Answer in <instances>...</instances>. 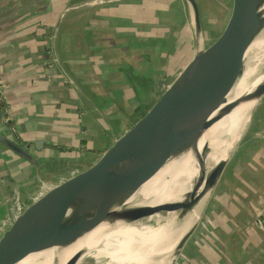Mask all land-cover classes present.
<instances>
[{"label": "crops", "instance_id": "obj_1", "mask_svg": "<svg viewBox=\"0 0 264 264\" xmlns=\"http://www.w3.org/2000/svg\"><path fill=\"white\" fill-rule=\"evenodd\" d=\"M194 49L185 0H0V135L30 144L39 162L0 142V236L15 197L25 209L82 171L81 153L129 129ZM263 134L264 97L174 264H264Z\"/></svg>", "mask_w": 264, "mask_h": 264}, {"label": "water", "instance_id": "obj_2", "mask_svg": "<svg viewBox=\"0 0 264 264\" xmlns=\"http://www.w3.org/2000/svg\"><path fill=\"white\" fill-rule=\"evenodd\" d=\"M185 1L191 8L194 30L195 49L191 59L170 84L164 85L163 93L144 115L119 135L96 161L49 187L23 211L15 214L0 236V264H21L25 260L37 264L45 260L47 264H87L91 260L105 259V255L97 256L95 249L90 251L84 245L69 255L65 252L97 232L96 240L99 241L96 246L101 248V237L109 231L128 226L138 228L160 210L164 201L145 200L142 195L113 213L96 218H85L68 207L81 191L97 181L116 161L127 160L137 165L141 177L134 184L133 191L144 190L160 170L175 160L172 171L173 175L176 174L195 148L196 135L191 128L193 116L200 107L211 103L226 90L241 70L248 47L262 34L256 16L263 0H225L217 19L216 33L204 46L197 3L195 0ZM262 97L264 80L241 95L231 111L239 104L247 103L248 109L239 117L247 116L249 120L253 108ZM0 142L31 164H39L30 150V144L23 145L18 139L3 134L0 135ZM41 142L35 141L34 148L39 150L43 144ZM208 146L205 143L202 149L206 150ZM227 159L207 189L201 213ZM199 218L180 240L174 260ZM53 246L60 248L51 254L39 255L40 251Z\"/></svg>", "mask_w": 264, "mask_h": 264}, {"label": "bare ground", "instance_id": "obj_3", "mask_svg": "<svg viewBox=\"0 0 264 264\" xmlns=\"http://www.w3.org/2000/svg\"><path fill=\"white\" fill-rule=\"evenodd\" d=\"M256 23L262 28V34L248 47L239 73L218 98L204 104L193 116L191 128L196 135L195 148L176 174L173 175L172 171L175 160L150 181L147 180L149 182L144 190L133 191L134 184L141 177L137 165L127 160L116 161L97 181L81 191L68 207L85 218H96L113 213L142 195L140 197L145 200L164 201L161 207L165 210L163 217L157 212L138 228L128 226L109 231L101 237V248L96 246L99 241L96 240L97 232L68 249L66 255L84 245L90 251L95 249L97 256L105 255L106 264L173 263L180 240L200 216L208 187L247 125V116H239L249 104L241 103L231 109L241 95L264 80V0ZM205 143L209 146L203 150ZM167 175L171 176L165 179ZM159 180L162 181L157 183ZM152 219L155 220L154 225H148ZM59 248H47L39 255L51 254ZM21 264L37 263L25 260ZM38 264H47V261Z\"/></svg>", "mask_w": 264, "mask_h": 264}, {"label": "rangeland", "instance_id": "obj_4", "mask_svg": "<svg viewBox=\"0 0 264 264\" xmlns=\"http://www.w3.org/2000/svg\"><path fill=\"white\" fill-rule=\"evenodd\" d=\"M225 0H206L207 3V8L204 6L202 0H198L199 2V16H200V24H201V29H202V38H203V45L206 46L212 39L213 34L216 32V24H217V19L220 14V9L222 4L224 3ZM194 32V30H193ZM173 44L174 41H171ZM171 80V77H168L166 79V82H169ZM100 145L95 144V152H89L86 150V152H82L79 158L78 162V167L82 170L87 168L91 161H96L97 158L99 157V152L104 148L101 144V139ZM104 145V144H103ZM56 182V181H55ZM52 184V182H51ZM40 190L42 187L39 188ZM161 214V217H163L165 210L163 208H160L158 211ZM202 214V213H201ZM154 219L150 220L148 222V225H154ZM5 222L3 220L0 221V228L4 227ZM203 225V224H202ZM188 247H191V245H188ZM194 247V246H193ZM175 261V260H174ZM174 261L172 264H174ZM106 259H100L98 261H89L87 264H106Z\"/></svg>", "mask_w": 264, "mask_h": 264}, {"label": "flooded vegetation", "instance_id": "obj_5", "mask_svg": "<svg viewBox=\"0 0 264 264\" xmlns=\"http://www.w3.org/2000/svg\"><path fill=\"white\" fill-rule=\"evenodd\" d=\"M195 1H196V0H195ZM197 1H198V0H197ZM197 1H196V3H197ZM197 6H199V2L197 3ZM198 11H199V7H198ZM159 82H160L159 84H161L162 86L164 85L162 81H159ZM10 128H11V127H10ZM106 148H107V147H106ZM106 148H105L104 150L101 151L100 155L106 150ZM100 155H99V156H100ZM54 166L56 167V170H59V169L61 168V164L58 163V162H55V163H54ZM12 205H13V207H14V209H15V214H16V212H18V211H23V210H24L23 207H21L22 205L20 204L19 196H17V197L14 198V200H13V202H12ZM4 222H5V221H4ZM5 224H6V222H5Z\"/></svg>", "mask_w": 264, "mask_h": 264}, {"label": "built area", "instance_id": "obj_6", "mask_svg": "<svg viewBox=\"0 0 264 264\" xmlns=\"http://www.w3.org/2000/svg\"><path fill=\"white\" fill-rule=\"evenodd\" d=\"M49 54H50V56H51V58H50V60H49V61H50L49 63H50V65H51V64H53V55H52V53H49ZM8 109H9V107L6 108V111H7V112H8ZM6 117H8V115H7ZM10 130H11V132H14L15 128L12 126V127L10 128ZM262 136H263V138H264V134H263ZM19 212H21V211L16 212V214L19 213Z\"/></svg>", "mask_w": 264, "mask_h": 264}, {"label": "trees", "instance_id": "obj_7", "mask_svg": "<svg viewBox=\"0 0 264 264\" xmlns=\"http://www.w3.org/2000/svg\"><path fill=\"white\" fill-rule=\"evenodd\" d=\"M0 106L2 107L3 106V104L0 102Z\"/></svg>", "mask_w": 264, "mask_h": 264}]
</instances>
